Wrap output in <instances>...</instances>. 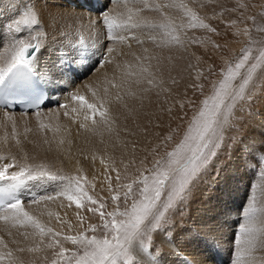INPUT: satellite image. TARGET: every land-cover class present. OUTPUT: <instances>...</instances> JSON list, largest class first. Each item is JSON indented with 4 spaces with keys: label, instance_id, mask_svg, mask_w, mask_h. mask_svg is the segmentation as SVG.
I'll return each mask as SVG.
<instances>
[{
    "label": "snow or ice",
    "instance_id": "6c2138e0",
    "mask_svg": "<svg viewBox=\"0 0 264 264\" xmlns=\"http://www.w3.org/2000/svg\"><path fill=\"white\" fill-rule=\"evenodd\" d=\"M212 2L213 0H208V3ZM4 7L8 10H18L20 6L16 0H8ZM45 7L48 8L46 13ZM58 7L63 8L62 5L51 4L50 0L43 6L39 2L29 3L23 5V13L19 19L7 16L6 19L0 20V97L5 107L9 100L13 103L38 106L46 99L48 86L55 87L59 83L57 75L63 79L69 72L77 71L69 63L66 68L62 67L56 73L38 72L37 54L47 44L45 16L49 26L53 28L56 25L69 29L87 28L93 35L98 31V24H101L107 40L113 46H106L101 59L96 61L93 68H88L85 63L84 70L103 68L107 63L114 64V74L112 77L105 75L103 80L96 83L84 85L91 93V102L77 89L70 93L73 105H61L65 116L78 122L80 128L92 133H98L104 128L118 137V116L113 113V105H118L125 113L131 114L135 110L134 104L139 103L142 106L147 94L154 92L159 97L162 93L168 94L172 91L170 87L165 86L169 81L173 85L177 84L161 57L150 54L148 48H143L139 55L130 53L136 61L134 66L127 60L116 62L117 57H124L128 53L119 51L115 45L127 44L130 49L131 44L128 41L135 40L138 45L143 46L145 40L137 34L141 33L157 48H175L187 53L188 48L182 39V32L186 34L191 29H203L217 33V29L206 22L186 0H108L100 9H91L88 4L76 6L85 11H57ZM200 7L204 5L201 4ZM239 7L243 9L245 5L240 3ZM168 10L179 13L181 22L177 23V18L170 15ZM94 11L99 12L98 20L93 18ZM247 19L255 24V17ZM237 23V20L229 22L231 26ZM256 30L264 32V28ZM235 35L248 37V46L242 49V55L235 62H226L220 69L222 78L212 84L211 95L201 101L182 139L175 143L170 151L168 143L174 139L171 133L151 149L152 167H137L135 171L138 175L130 177L129 170L136 164L133 149V159L128 163L120 161L124 170L123 179L127 181L123 184L120 183L122 176L116 161L109 158L106 172H114L118 188L123 189L126 205L123 209L120 206L121 193L112 189L111 176H108L107 180L109 189L114 192L111 200L115 208L107 211V202L94 198L86 190V185L95 188L94 182L89 181L86 176L54 172L48 164L32 162L26 152L21 160H17L13 155L0 154V161H8L0 165V222L9 229V236L12 235L10 229L15 228L23 230L25 239L33 240L31 246L13 250L0 236V245L4 249L0 251V264H29L22 255L16 254L25 252L42 253V259L49 261L46 253L50 249L54 250L50 264H140L135 258L137 253H143L150 264H164L159 258V247L153 250L154 236L157 233L166 236L170 232L169 225L174 216L183 212L203 177L214 166L218 154L229 151L237 143H242L239 135L233 133L242 131L244 117L252 113L259 101L264 100V41L255 40L252 30L247 26L236 29ZM197 42L200 41H191ZM254 45H259L255 56ZM67 46L74 53L73 63L87 62L100 51L95 39L86 41L82 35L78 43L68 41ZM214 47L220 46L214 44ZM191 55L195 56L194 53ZM195 58L200 60L199 57ZM60 59L63 63V58ZM168 59L171 60V57ZM188 67L196 68L193 83L188 87L203 95L205 85L197 82L204 76V70L191 63ZM207 71L209 74L213 73L212 68ZM258 72L261 74L258 75ZM129 101L133 103L130 104ZM178 104L180 109L184 108V102ZM167 111L171 112L172 108L169 107ZM39 116L37 111L38 119ZM4 118L11 122L15 131L13 116L5 112ZM39 127L53 132L61 130L60 124L52 126L40 122ZM15 143L20 145L19 138L15 139ZM45 143L48 141L45 140ZM63 143L64 140L61 139L59 144ZM160 148H163L162 155ZM92 159L95 160L96 157L93 156ZM146 159L147 157L141 159L140 165H144ZM257 160L261 164L260 177L264 180V154H259ZM101 163H105L103 157ZM82 171L78 169V172ZM49 183H54L56 191L44 195L32 193L31 204L39 205L63 197L69 201V206L74 204L77 209L87 208L88 211L98 214L103 221L100 227L106 235L103 238L88 236L86 233L65 235L47 226L37 215L27 210L25 195L31 192L33 187ZM129 198H132L130 206L127 205ZM48 215H55L60 223H64L58 213L49 212ZM242 215L243 223L240 227V238L236 242L233 264H264V257L256 255L257 252H264V201L258 203L253 194ZM77 216L82 223L83 217L79 212ZM97 230L96 225L89 226L92 233ZM62 240L83 249L82 253L66 248ZM31 264H35L34 259Z\"/></svg>",
    "mask_w": 264,
    "mask_h": 264
},
{
    "label": "bare ground",
    "instance_id": "6f19581e",
    "mask_svg": "<svg viewBox=\"0 0 264 264\" xmlns=\"http://www.w3.org/2000/svg\"><path fill=\"white\" fill-rule=\"evenodd\" d=\"M33 1H36L35 3L39 2L42 6L48 3V0H33ZM50 2L53 5L63 6V8H59V7L56 8L57 11H85V9L77 8L76 6L88 4L90 5L91 9H100L99 6L101 5V8H102L106 3H108V0H96V5L93 3V0H50ZM240 3H244V0H226L223 3V6L227 7L230 11L229 18L227 19V22L225 23L226 26H223L221 23L217 25L218 32L214 33V36L210 37L211 44L209 46V49H207L204 46L205 44L199 47H196V48L193 47V45L189 44L191 43V40L193 38L200 41L201 43L208 40V37L206 35H202L203 32H200L202 31V29L199 32L197 31L199 29L195 30L197 31L198 34L192 35V33L189 32L186 34L187 38L186 37L182 38L186 42V45L188 48L187 53H184L182 50L178 51L177 49L176 51L175 48H173L174 49L173 51L175 52L171 50L169 51V49H167L170 53H168L165 50L166 48L159 49L161 50L159 54H161L162 56L161 57L162 61L163 59L165 60V62L163 63L166 65V68L170 70L171 77L177 80V84L173 85L170 83V81L166 84V86L170 87L172 90L170 93H168L167 103L163 101L157 102L158 97L153 92V93L147 94V97L144 99L142 106L139 103H135L134 104L135 110L131 114L125 113L124 110L120 108L118 105H113V113L114 115L118 116L116 128L119 131V136H120V137H116V139L119 138L117 148H116V145L115 147L111 145L113 142L112 143L110 142V141H113V139L115 138V137L114 138L112 137L114 133H109L104 128L100 129L98 133H92V132L85 131L84 129L79 127L78 122H74L72 119L65 116L64 109L61 108L62 104H69L70 106L73 105V102L70 99V92L72 89L75 88L74 89L75 91L79 89L80 93L82 94L85 89L84 85L93 84V83H96L97 81H101L104 79L105 75L109 77L113 76L114 71H115L114 64L105 63L103 68L95 67L91 71L84 70L85 63L88 68H93V66L96 65V61H99L98 59L101 58V54L105 50L106 46H113L112 43L108 41L106 38V32L103 28V25L98 24L97 26L98 30L100 29L101 31V33L98 35L96 33L93 35L92 31L87 28L73 27L71 29H74V32L72 36H69V34L65 32V29L62 28L60 25H56L55 28L49 26V24L47 23V17L45 16L44 28L47 31V44H46L45 52H43V50L41 49L40 53L37 54L38 72L42 74L56 73L62 67L66 68L69 63H71L72 67L76 68L77 71L69 72L63 77V79H61L57 75L56 79L59 81V83L55 87L48 86V90L46 91L47 99L40 107L31 109V110H20L19 108L9 109L7 107H0V128H1L0 154L6 155V156L13 155L15 157H18L19 160H21L23 155L21 156L17 155L16 148H19L17 146H23L22 148L24 150L22 152L23 154L25 152L28 153L29 151L30 152L32 151L33 153L34 152L39 153L38 157L34 156V158H32V162L41 161L42 163L49 164L50 161H54V166L59 167L57 171H59L60 174H65L64 173L65 171L67 172V175L86 176L88 180L94 182V184L97 185L99 191H104V187H108V181L106 182L108 176H111L112 183L117 184L114 178L115 173L110 172V171L106 172V167H108V164L110 162L109 158H111L116 161V166L121 171L122 179L120 183H126L127 181L123 179L124 177L122 175L123 166L120 164V161L123 160L124 163H128L130 159H133V156H132L133 149L135 151L134 158L136 160V164H140L139 161L141 159H144L145 157H147L146 160H148V158L151 155V149L155 147L157 144H160L161 141L163 140V137L167 136L170 133L171 134L175 133L176 130L178 129V121L176 119L177 114L182 113L183 115H186V116L189 114V111H190L189 105L191 104L189 103V101L192 102L190 98L191 97L192 98L196 97V99L199 98L197 94V92L199 91H196L195 89L188 87L189 84L193 83V77L196 74V68L195 67L189 68L188 64L191 63L193 65H198V67L203 70L208 69L209 64L218 63L217 51L213 50L214 44L222 47L225 43H229V45L233 46V41L231 39L234 38V36L236 37V35L233 34V31L236 29V25L230 26L229 22L231 20H236V16H237L236 10L240 9L239 7ZM1 5H2L1 6L2 8L4 5L3 4ZM223 6L219 4L215 5V7L217 8H220ZM200 8L202 9V7ZM196 9L197 8H195V10ZM201 9H198V11L199 10L203 11ZM204 9L206 10L205 7ZM44 11L46 13L48 11V8L45 7ZM199 12L198 14H200ZM174 13H175V16L178 15L176 14V12ZM174 13L172 15H174ZM200 16L203 17L204 15L202 14ZM93 18L97 20L99 19L98 11L93 12ZM66 29L67 31L69 30V28H66ZM71 32L72 31H70L69 33ZM80 34L84 37L86 41L95 39L98 42V48L100 49V51L97 52V54L93 56L91 60L87 62L73 63L72 57L74 53L72 49L67 46V43L68 41H71V39H74L73 41H71L72 43H78L80 36H81ZM137 34L140 35L141 39L147 40L145 34H141V33H137ZM67 36L69 37L67 38ZM147 42L145 41L144 45L141 46V45H138L135 42V40H129L128 43L131 44L130 49L128 47L125 48L124 47L125 44L115 45V47L119 51L128 53V55L124 57H117L116 62L120 63L123 60H127L129 63L135 66L136 61L134 60V58L131 56L130 53H136L137 55H139L142 53L143 48H148L150 54L157 56V47L154 44H152L150 41L149 43ZM224 49H226L229 52L228 44L224 47ZM192 53L194 54L196 53V56L191 55ZM197 56L200 58L199 61H197L195 58ZM169 57H171V60L168 59ZM60 58H63V63H61ZM53 65H55V67H53ZM79 73L85 74V78L81 80L79 84L78 83H76V85L72 84L73 82H71V79L75 77H79L78 75ZM166 74L167 76L166 75L165 76L168 77L167 72ZM197 83H203V82L199 81ZM65 87L68 89H65ZM85 93L86 92H84L83 94ZM87 97H89V95H87ZM167 100H164V101H167ZM181 101L184 102L183 109L179 108L178 102H181ZM55 102H57V104H55ZM129 103L132 104L133 102L129 101ZM169 107L172 108L171 112L167 111ZM158 109L162 110V113H157ZM160 110H158V112ZM37 111L40 114L39 117L43 116V118H39V119L37 118ZM5 112H8L12 116H15V119H14L15 125H16L15 129L20 126L21 122L19 121L27 120L28 121L27 123H30L33 125H37V124L39 125L40 122H44V121L47 122V120L51 118L58 117L59 120L57 119V121H60V123L64 124L66 127L64 125L63 127H65L66 130L62 128L63 129L62 132L64 131V133H59L64 136H61L59 138L55 137L56 139L49 141V142H52L54 146L50 147L49 145H52V144L47 143L49 144L47 146L50 148V150H52L51 151L52 155L50 156L51 158H46L44 156L46 152L48 151L47 150L48 147L46 148L44 146L46 145V143L44 142L46 140L45 139L46 135L48 136V134H45L46 132L44 133L45 137L42 136V139L44 138L43 141H41L42 139L41 140L39 139V141L32 140L29 138L22 139V140L19 139L21 142L20 145H16L15 139L17 137L13 132H8V133L2 132L3 129L9 124V121H7L4 118ZM20 115H24L27 118L29 116L34 117V118L22 119L18 117ZM55 121L56 120L53 121L52 125L55 123ZM60 123L57 122L56 124H60ZM47 124L49 123L47 122ZM56 124H54V126ZM62 124H61V127H62ZM124 125H125L124 131L126 132L125 136H123L124 133L121 130L122 126ZM252 129L250 131H253ZM39 130H41V128H39ZM128 131L129 133L127 134ZM101 137L105 138L104 142L105 140L109 141L112 137V140L109 141L111 144L107 143L104 149L103 147L97 146L100 143ZM62 138L64 140V143L59 144V141ZM47 140H49V136ZM21 144H25V145H21ZM233 149H234V146H233ZM239 152H242V151L240 150L237 152L234 150L232 154H230L232 155L231 156L232 159H229L228 161H226L227 163L225 162V165H223L222 167L224 171L227 172L225 175L227 182L225 184H220L219 182L220 180L219 177L221 176V165H219L218 169H214V172L212 173V175L207 176L209 182L207 181L205 183H201L198 185V187L195 190L197 192H194L192 195V199L190 198L191 200L190 199L188 200L189 210L186 212L187 214L184 213L182 216L179 217L180 220L176 219L175 222H173V224L177 223V227H178V224H182L179 222H185V226H184L185 228L181 230H177V227H176L177 231L173 230L172 232L173 235L171 234L172 236L170 237L174 239L173 242H171L172 240L169 241L167 239L168 237L167 238L162 237V235L160 237H157L158 241L155 245V248L159 247L160 254H161V251H166L165 256L170 255L171 254L170 252L173 250L175 254H180V260L178 262L179 264H186V262H191V264H221L218 262L219 258L226 259V261L230 262L229 264H233V261L235 259V254L234 255L231 254V251L230 250L228 251V248L230 246L229 245L230 236L233 235L232 228L235 227V221L238 220L236 219L237 201L239 199L240 193L243 191V186H244V183L241 182L240 184V181L242 180V178L239 179V173H240V169L242 170L240 165L243 162V157H240V155H242L243 153L245 154V151L242 154ZM28 154L32 155L31 153H28ZM93 156L96 157L95 160L92 159ZM64 157H66V159ZM101 157L104 158L105 163H101ZM219 162H221V160ZM3 163L4 161H0V165H2ZM136 164L133 167H131L130 170L135 171V168H137ZM213 168L214 166L212 167V169ZM78 169H82L83 171L78 172ZM219 170H220V176L217 175L218 173H216ZM50 184L54 186L55 188L54 183H50ZM45 185L46 184H42L38 187H33L32 191L25 195L24 201H25L26 209L32 212L34 215H37L39 219L43 223H45L47 226L52 225L55 231H59L64 234V229L68 228L69 225H71L70 232H75V230H78V228L81 227V224L79 223V218L77 216L78 210L76 207H74L75 206L74 204H72V206H69V202L65 200L63 197L55 199L53 201L42 202L39 205L30 203V197L32 193L39 195L41 192L44 191ZM85 187L88 189L90 188V190L93 193L96 190V186L94 189H92L90 185L85 186ZM112 189H113V184H112ZM55 191H56V188L55 190L51 192V194L54 193ZM89 194L91 195L90 191H89ZM95 195H96V198L103 199L102 196H98L97 193ZM222 208L225 210L226 214H228L226 217H224L223 221H221V218H220L221 216L220 210L222 211ZM49 212H52L54 214L58 213L60 215L61 220H63L64 223H60L56 219L55 215L49 216L48 215ZM215 223L218 224V226H221L219 227L220 228L219 231L222 234L221 238L218 237V232L217 234L215 233L207 234V232L204 230V228H207V226H211V228L214 227ZM193 225H195L198 228L200 233L206 234V239H208V241L211 240L210 241L211 245L217 246L220 243L219 241L222 240V244L224 248L217 250L215 253H213L211 249H203V250L199 249V250L194 251L191 245L192 236L190 235L191 227ZM3 227H6V226L4 225L3 222H0V229L1 228L4 229ZM7 231H3V232L0 231V236L4 238L5 243L8 244V247L10 249L15 250L18 247L27 248L28 246H31L33 244L32 238L25 239V237L22 235L23 230H18L16 234H14L13 236L11 235L12 237L10 236L7 237L8 235H6L5 233ZM169 235H166V236H169ZM179 235L180 237H177ZM214 235L216 239L213 238ZM238 236H239V233H238ZM239 238L240 236L237 237V240ZM174 241H176V243H174ZM186 242L188 243V246H185ZM3 250L4 249L2 245H0V251H3ZM16 254L22 255L23 258L26 261H28L29 264H31V261L33 259L35 261L37 259H40V255L42 253L32 254V253L25 252L23 254H20V253H16ZM260 254L262 255V253L260 252L256 253L258 257H260ZM136 256L140 260V264H150L149 259L143 253H137Z\"/></svg>",
    "mask_w": 264,
    "mask_h": 264
},
{
    "label": "rangeland",
    "instance_id": "374dc122",
    "mask_svg": "<svg viewBox=\"0 0 264 264\" xmlns=\"http://www.w3.org/2000/svg\"><path fill=\"white\" fill-rule=\"evenodd\" d=\"M20 1H21L22 4L20 3ZM189 1H190V3H189ZM225 1L226 0H213V2L211 4L208 3V0H197V1L196 0H188L186 2L189 4L190 7H193L194 9L197 8L196 9L197 12L200 11V10L198 11V9H201L200 6H198V5L203 4L204 7L206 8V10L204 9V7H202L201 10H203V11H200L199 15L203 14L204 16L202 18H205L206 22H208L209 24H211L213 27H215L217 29V25L220 24V23L223 26H226L225 23L227 22V19L229 18L230 11H229V9L227 7L223 6V3ZM5 2L8 3V0H1L0 1V8L2 6L1 4H3V5L6 4ZM16 2H17V5L20 6L18 10L17 9L8 10L4 6H3L4 8L3 7L1 8V10H0V15H1L0 16V20L6 19L7 16H13L16 19H19L20 16L22 15V13H23V9H22L23 7L22 6L25 5V4H29V3H35L36 1H33V0H19L18 1V0H16ZM216 4L222 5L223 7L217 8V7H215ZM243 4L245 5V8H243V9L240 8V9L236 10V12H237L236 20L238 21V23L236 24V29H240V28H243V27L247 26L249 29L252 30V36H253V38L255 40L264 41V32H260V31L256 30V29H259V28H264V0H244ZM4 11H5V13H4ZM17 11H19V12H17ZM168 11H169L170 15H172L175 12V11L173 12V10L172 11L168 10ZM7 13H9V14H7ZM221 13H222V15H221ZM241 13H243V15H241ZM176 14H178V15H176L177 17L175 16V13H174L173 16L178 18L177 19V23L181 22L180 14L179 13H176ZM179 17H180V19H179ZM213 17H215V18H213ZM248 17H255V24H253V22L251 20L247 19ZM240 21H243V23H241ZM64 29H65V32L67 34H69V36H72V34L74 32V29H69L68 31H67L66 28H64ZM236 29L233 31L234 35H235V32H236ZM195 30H197V29H191L190 31L188 30L186 32V34L189 33V32L192 33V35L193 34H198L197 31L199 32L201 29H199L197 31H195ZM70 31H72V32L69 33ZM200 32H203L202 35H206L208 37V40L205 41L206 43L205 42H202V43L201 42H197V43H189V44L193 45V47H195V48L205 44L204 46L207 49H209V46L211 44L210 37L214 36V33L208 32V31L203 30V29ZM217 32H218V29H217ZM100 33H101V31L99 29L96 32V34L98 35ZM21 34L23 35L25 33H21ZM186 34H184L182 32V36H183L182 38H185V37L187 38ZM69 36H67V38ZM73 40L74 39H71V41H73ZM192 40H196V39L193 38ZM231 40L233 41V46L229 45V43H225L222 47L220 46L219 48H216V47L213 48V50L217 51L218 63H213L214 65L213 64H209V68H212V70H213L212 74H209L207 69H204V78L202 77V79H201V81L205 85L204 93H203V95H201L200 92H197L198 97H199L198 99H196V97L195 98H192V97L190 98V100H192V102L189 105V107H190L189 108L190 111H189V114H188L189 116L188 115L187 116L183 115L182 113H178L177 114V116H176L177 118L176 119L178 121V129L176 130L175 133H173V136H174L173 141L168 143V150L169 151L171 150V148L174 146L175 143L179 142V140L182 139L183 133H184L185 129L187 128L188 124L190 123L192 117L198 111V109L200 107V104H201V101L206 96L211 95V93H212V84L216 83L219 79L222 78L220 76V69L225 66L226 62H235L242 55V49H244L246 46H248V43H249L248 37H246L244 35H239V36L236 35V37L234 36V38H232ZM145 41L147 42L148 40H145ZM108 43H110V42H108ZM147 43H149V41ZM227 44H228L229 52L226 49H224V47ZM124 47L127 48L128 47L127 44H125ZM257 47H259V45H254L253 46V55L254 56L256 55V48ZM159 49L160 48H157V56L159 55L160 57H162L161 54H159V52H161V50H159ZM42 50H43V52H45L46 47L44 49H42ZM165 50L168 53H170L169 51L170 50L173 51L174 49L172 48V49H169V51H168L167 48H166ZM173 52H175V51H173ZM206 54H207V52H206ZM195 56H196V53H195ZM100 59L101 58H99L98 60H100ZM163 62H165L164 59H163ZM167 66H168V64H167ZM260 74L261 73L258 72V75H260ZM78 75H79V77H75V78L71 79V82H73L72 84H75V85H76V83L79 84V82H81V80H83L85 78V74L79 73ZM165 75L167 76V74H165ZM166 76H165V78L167 79ZM65 89H68V88L65 87ZM74 89H72L70 93L75 92ZM84 92H86L84 94L86 96V98H88L89 101L91 102V98H90L91 97V93L88 92L86 89H84L83 93ZM163 94L164 93H162L157 98V102H159V101H163V102H166V103L168 102V100H167L168 99V94H164L165 96ZM87 95H89V97H87ZM164 100H167V101H164ZM55 104H57V102H55ZM55 104H53V105H55ZM157 108H159V107H157ZM160 109H158V110H160ZM158 110H157V113H162L163 108L159 112H158ZM124 115H125V113H124ZM18 117L22 118V119L34 118V117H30V116L27 118L24 115H20ZM13 118L15 119V116H13ZM39 118H43V116H41ZM57 119L59 120L58 117L51 118V119L47 120V122L49 124L51 123L50 125H52L54 120H56L54 124H56L57 122L60 123V121H57ZM263 120H264V100H261L254 106V108L252 110V113L250 115H246L244 117V122L241 125L242 131L239 132V133H233V134L239 135L240 140L242 141V143H237L236 147L234 145V149L232 147L229 151H226V152L222 151L221 153H219L217 158H216V160L214 161V168L212 169V167H211L209 169L208 173L203 177L202 181L200 182V184L207 182L208 181L207 176L212 175V173L214 172V169H218L219 168L218 166L221 165V176H220V170L218 172H216V173H218L217 175L220 176L219 177L220 178V180H219L220 184H225L227 182V179L225 178V175H226L227 172L224 171V169L222 168L223 165H225L226 161H228L229 159H232L231 158L232 155H230V154H232V152L234 150L237 151V152L241 150L242 152H239L241 154L245 151V154L243 153L242 155H240V157H243V162L240 165L242 170L240 169V173H239V179L242 178V180L240 181V184L242 182V183H244V186H243V191L240 193L239 199L237 201V210H236V214H237L236 216L237 217H236V219H238V220L235 221V227L232 228L233 229V231H232L233 235L230 236V244H229L230 246L228 248V251L230 250L231 254H233V255L235 254V251H236L237 237L240 236V229L239 228L241 227V225L243 223V215L242 214H243V211L245 210V208L247 207V205L249 204L251 196L253 194H255V196L257 197L258 203L264 201L263 200L264 199V180H262L261 177H260L259 173H260L261 164L257 160V157H258L259 154H264V121ZM19 122H21L20 126L15 129L16 130L15 132L13 131L11 122H9V124L3 129L2 132H6V133L13 132L16 135V137L21 139V140L29 138V139L36 140V141H39V139L41 140L42 136L45 137L44 133L46 132L45 134H48L49 140H47V138H48L47 135H46L45 139L48 141L49 144L50 143L52 144V142H49V141H52L53 139L59 138L61 136H64V135L59 134V133H64V131L62 132V130L65 129V127H66L64 124L60 123V125L62 124L61 130L59 132H53L51 130H49V131L46 130L45 131V129L39 130L40 127H38L39 126L38 124L37 125H33V124H30V123H27L28 122L27 120H23V121H19ZM47 122L44 121L43 123H47ZM54 124L52 126H54ZM63 125L65 127H63ZM124 128H125V125L122 126V128H121L122 132L124 133L123 136L126 135L125 134L126 132L124 131ZM254 128H256V129H254ZM25 129H30V130L26 132ZM101 129H103V128H101ZM251 129L253 131H250ZM52 132H53V134H52ZM103 132H105V131H103ZM253 132H254V134H253ZM0 133H1V128H0ZM128 133H129V131L127 132V134ZM27 136H29V137H27ZM65 137H66V135H65ZM104 137H106V136H104ZM104 137L100 138V143L97 145L98 147H103V149H104L105 145L107 143H110V142L111 143L112 142L115 143V144H113V143L111 144L110 143L114 147H115V145H116V148L118 147V139L119 138L116 139L117 136H115V134L112 136L113 138L114 137L115 138L113 139V141H110V140H112V137H111V139L109 140L110 142L108 140H105V142H104V139H105ZM118 137H120V136H118ZM43 139L41 141H43ZM49 144L46 143V145H44V146L47 148L48 147L47 145H49ZM21 145H25V144H21ZM49 146L50 147L54 146V144L49 145ZM17 147H19V148H16L17 155H20V156L23 155V153H22L24 151L22 149L23 146H17ZM47 150L48 151L46 152V154L44 156L46 158H51L50 156L52 155V153H51L52 150H50L49 147L47 148ZM159 151H160V153L162 155L163 154V148H160ZM28 153L32 154V155H29L31 158H34V156L38 157V154H39L37 152L33 153L32 151L31 152L29 151ZM42 153H44V152H42ZM42 153H40V154H42ZM16 158H17V160H19L18 157H16ZM64 158L66 159V157H64ZM149 158H148V160L145 161L144 165L136 164L137 167H139V168H151L152 167V162H153L152 154L150 155ZM220 160H221V162H219ZM6 162H8V161H4V163H6ZM34 163H41V161L34 162ZM48 165L52 168V170L54 172L60 173L59 171H57V169L59 167H55L54 166V161H50V163ZM56 165H58V164H56ZM122 171H123L122 175L124 176V170L122 169ZM64 173H65V175H67V172L64 171ZM128 175L130 177H134V176L138 175V173H136V171H134V170H129ZM114 178H115V176H114ZM107 181L108 180H106V182ZM112 184H113V189H117L121 193L120 206H121V209H123L126 206L125 202L123 200V189H119L118 185L116 183H112ZM121 184H123V183H121ZM45 186H46V188H45ZM45 186H44V191H46V190L47 191L46 192L43 191L39 195L51 194V192L53 190H55L54 186H52L50 183L46 184ZM86 186H88V185H86ZM95 186H96V190L94 191V193L90 190V188L89 189L86 188V190H89L91 195L94 196V198H96V195H95L96 193L98 194V196H102L103 200L107 202V209H106L107 211L114 210L115 204H113V202L111 200V197H112V195H114V192L112 190H110L109 187H104V191H99L96 184H95ZM50 188H51L52 191L50 190ZM134 188H135V186H134ZM195 192H197V191H195ZM96 199H101V198H96ZM191 199H192V197H191ZM131 202H132V198H129V200L127 201V205L130 206ZM77 210H78L80 216L83 217V222L82 223H81V221L79 219V223L81 224V227L78 228V230H75V232H70V227L65 228L64 229V234L65 235H67V234L75 235V234H79V233H86L88 236L96 235L98 238H103L106 235L105 231L100 227L102 225L103 221L101 220V218L99 217L98 214H94V213L88 211L87 208L77 209ZM188 210H189V202H187V204L184 207V210H183L182 213L177 214V215L174 216L171 225H169L170 232L167 234V235H169V234L170 235L169 236L162 235V237H166V238L168 237L167 239L169 241L172 240L171 242H173L174 239L170 238L173 235L172 234L173 230L177 231V230H181V229L185 228L184 227L185 226V222H179V223H182V224H178V227H177V223L173 224V222H175L176 219L180 220L179 217L182 216L184 213H186ZM220 212H221L220 218H221V221H223L224 217H226L228 214H226V212H225V210L223 208H222V211L220 210ZM222 224H223V222H222ZM90 225H96L98 230L95 233H92L91 231H89V226ZM214 225L215 226L212 227V228H211V226H207V228H204V230L207 232V234L208 233L217 234V232H218V237L221 238L222 234L219 231V229H220L219 227H221V226H218V224H216V223ZM50 227L53 228L52 225H50ZM176 227H177V230H176ZM3 228L4 229H2V228L0 229L1 232L8 230V229H6V227H3ZM13 229L14 228H12L10 230L12 232V236L14 234H16V232H18L17 229H14V231H13ZM7 232H5L6 235H8ZM238 233H239V236H238ZM190 235L192 236L191 245H192L194 251L195 250H199V249H202V250L203 249H211L212 252L215 253L217 250H220V249L224 248L223 244H222V240L219 241L220 243L217 246L211 245V242H210L211 240L208 241V239H206V234L200 233V231L198 230V228L195 225H193L191 227ZM12 236H10V237H12ZM160 236H161V234H159V233H157V235L154 236V243H153V246H152L153 249H155V245H156V243L158 241L157 237H160ZM7 237H9V235ZM177 237H180V235L177 236ZM213 238H215V235H214ZM62 243H64V246L66 248H69L72 251H79L81 253L83 251V249H78L77 246L72 245L70 242H66V241L62 240ZM174 243H176V241H174ZM185 246H188L187 242L185 243ZM53 251L54 250L50 249L46 253L49 256V261H44L42 259V256L44 254H41L40 255V259H37L35 261V264H50V259H51V255H52ZM165 252L166 251H161V254H160V257H159V258H161L164 261V264H179L178 262L180 260V254H175L174 251L172 250L170 252L171 253L170 255H166L165 256ZM260 253H262V255L260 254V257H264V252H260ZM135 258L137 260H139L137 256H135ZM218 262L221 263V264H229L230 263V262L226 261V259H223V258H219Z\"/></svg>",
    "mask_w": 264,
    "mask_h": 264
}]
</instances>
